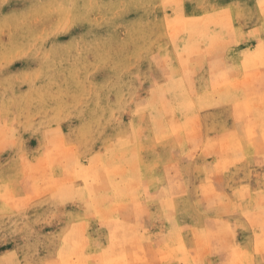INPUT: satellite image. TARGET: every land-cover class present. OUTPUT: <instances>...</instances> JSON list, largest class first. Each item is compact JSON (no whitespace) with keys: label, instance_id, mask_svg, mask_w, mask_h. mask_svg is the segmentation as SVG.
Returning <instances> with one entry per match:
<instances>
[{"label":"rangeland","instance_id":"374dc122","mask_svg":"<svg viewBox=\"0 0 264 264\" xmlns=\"http://www.w3.org/2000/svg\"><path fill=\"white\" fill-rule=\"evenodd\" d=\"M166 2L0 0V264H259L262 0Z\"/></svg>","mask_w":264,"mask_h":264},{"label":"snow or ice","instance_id":"6c2138e0","mask_svg":"<svg viewBox=\"0 0 264 264\" xmlns=\"http://www.w3.org/2000/svg\"><path fill=\"white\" fill-rule=\"evenodd\" d=\"M165 9H175L177 12H179L182 8H186L187 5V0H167L166 3L162 5ZM198 7H204L207 8L208 4L207 3H201L199 5H194ZM261 7H264V0H262ZM98 80L106 79V74L101 72L100 77L97 78ZM147 87V85H145ZM127 119V117H125ZM262 163V171H264V162ZM255 186V185H253ZM261 187H264V183L260 184ZM260 239H264V236H262ZM250 240V237H249ZM259 264H264V253H261L260 258H259Z\"/></svg>","mask_w":264,"mask_h":264},{"label":"bare ground","instance_id":"6f19581e","mask_svg":"<svg viewBox=\"0 0 264 264\" xmlns=\"http://www.w3.org/2000/svg\"><path fill=\"white\" fill-rule=\"evenodd\" d=\"M183 52V50H182ZM181 55V54H180ZM246 142L250 143L251 141L248 139ZM251 144V143H250ZM252 146V145H251ZM213 149V148H212ZM216 150V149H215ZM106 162V161H105ZM98 180V179H97ZM202 239V238H201ZM199 243V242H198ZM157 257V256H156ZM129 262V261H128Z\"/></svg>","mask_w":264,"mask_h":264}]
</instances>
